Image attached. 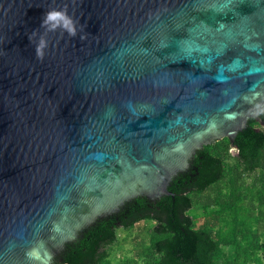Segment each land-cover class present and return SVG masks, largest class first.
<instances>
[{
  "label": "water",
  "instance_id": "water-1",
  "mask_svg": "<svg viewBox=\"0 0 264 264\" xmlns=\"http://www.w3.org/2000/svg\"><path fill=\"white\" fill-rule=\"evenodd\" d=\"M65 6L87 39L48 33L40 61L28 34ZM257 123L264 0H0V264L67 261L143 205L178 229L206 144Z\"/></svg>",
  "mask_w": 264,
  "mask_h": 264
},
{
  "label": "trees",
  "instance_id": "trees-1",
  "mask_svg": "<svg viewBox=\"0 0 264 264\" xmlns=\"http://www.w3.org/2000/svg\"><path fill=\"white\" fill-rule=\"evenodd\" d=\"M255 129L243 149L229 146L226 137L206 144L215 164L173 191L178 229L163 206L143 205L57 264H264V126ZM195 206L201 218L189 213ZM143 220L146 242L137 239L130 254L116 257L118 230Z\"/></svg>",
  "mask_w": 264,
  "mask_h": 264
},
{
  "label": "clouds",
  "instance_id": "clouds-1",
  "mask_svg": "<svg viewBox=\"0 0 264 264\" xmlns=\"http://www.w3.org/2000/svg\"><path fill=\"white\" fill-rule=\"evenodd\" d=\"M85 27L86 25L80 24L78 19L68 13L66 6L64 8H50L43 16L40 28L29 33L28 38L30 43L35 40V56L38 60L43 61L45 50L49 46L48 33L59 31L62 35L66 33L69 37L79 35L80 40L83 41L88 36V33L84 31ZM40 29H43V32H40ZM25 257L30 264H44V256L39 246L27 249Z\"/></svg>",
  "mask_w": 264,
  "mask_h": 264
},
{
  "label": "rangeland",
  "instance_id": "rangeland-1",
  "mask_svg": "<svg viewBox=\"0 0 264 264\" xmlns=\"http://www.w3.org/2000/svg\"><path fill=\"white\" fill-rule=\"evenodd\" d=\"M230 152H232V150H230ZM189 213L196 218H201V212L196 206L191 209ZM148 224V221L143 220L135 223L133 227L127 231L118 230L117 237L119 241L113 248L115 256L120 257L123 254H130L133 246L137 242V239L146 242L147 237L145 236L144 230Z\"/></svg>",
  "mask_w": 264,
  "mask_h": 264
}]
</instances>
